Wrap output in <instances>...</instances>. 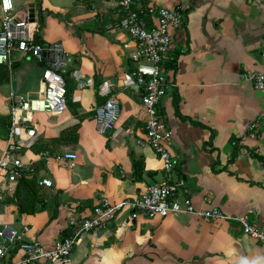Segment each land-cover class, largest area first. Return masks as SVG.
Listing matches in <instances>:
<instances>
[{"label": "crops", "instance_id": "crops-1", "mask_svg": "<svg viewBox=\"0 0 264 264\" xmlns=\"http://www.w3.org/2000/svg\"><path fill=\"white\" fill-rule=\"evenodd\" d=\"M23 1L31 2L34 37L64 46L69 58L64 79L70 92L62 113H33L36 136L20 152L29 164L28 176L37 181L38 208L19 212L15 197L0 191V229L7 224L18 231L19 240L51 247L68 234L69 218L89 215L100 198L114 202L141 195L163 182L165 174L152 148L137 143L144 140L145 115L141 90L134 86L129 37L120 29L103 28L117 18L115 0H10V13L28 19V9L19 15ZM136 1L185 12L184 25L171 31L174 48L168 60L173 66L166 71L170 85L158 105L171 131L172 179L184 181L180 195L196 211L247 214L263 227L264 159L257 155L264 157V93L245 75L264 70V0ZM14 57L10 69L0 65V154L8 92L36 98L44 89V63L16 53ZM110 95L118 100L119 115L113 128L99 134L94 107ZM69 129L73 137L67 136L63 144L49 143L50 149L43 150L50 156L44 157L39 141L49 142ZM250 130L254 137L246 135ZM64 151L76 157L53 158ZM42 178L51 186L40 185ZM0 247L3 259L22 255L17 245L1 239ZM70 264H264V244L237 231L231 220H206L195 212L131 219L124 209L100 231L80 235Z\"/></svg>", "mask_w": 264, "mask_h": 264}, {"label": "built area", "instance_id": "built-area-1", "mask_svg": "<svg viewBox=\"0 0 264 264\" xmlns=\"http://www.w3.org/2000/svg\"><path fill=\"white\" fill-rule=\"evenodd\" d=\"M115 3L117 18L105 23L103 28L108 31L120 29L129 37L131 50L128 56L134 64V86L141 90V104L145 115L144 140L138 139L137 143L146 142L152 148L161 162L165 180L148 186L141 195L125 197L114 202L106 197L100 198L89 215L69 218L68 234L51 247H45L36 240H19L18 231L4 224L0 229V239L17 245L22 255L18 259H3L4 248L0 247V264H70L73 247L80 235L100 231L124 209L129 212L131 219L140 215L153 218L175 212H195L206 220H231L237 231L248 234L264 244V226H256L247 214L230 216L215 208L196 211L190 199L180 195L184 187L183 179H172L175 159L169 151L171 131L158 113L161 97L170 85L167 73L162 70L161 65L174 48L171 31L184 25L185 12L177 7L169 9L150 5L141 11V5H137L136 0H115ZM0 8V65H6L10 69L15 61L14 53L26 59L43 62L45 65L42 70L44 89L39 97L27 98L12 90L7 95L8 125L5 148L0 154V177L3 178L4 185L0 186V191L11 194L14 184L24 177L29 168V164L22 161L19 153L30 145L36 136L30 121L33 113L59 114L67 108L63 74L69 58L61 42H43L36 39L30 21L26 17L18 18L10 13V0H0ZM91 11L96 14L95 8ZM147 15L149 20L146 19ZM261 58L264 61V30ZM245 77L251 80L254 88L264 93V70L248 72ZM118 115V100L114 95H110L103 103L94 107L96 131L105 134L113 128ZM246 135L254 137V132L250 130ZM42 155L50 156L48 151H43ZM75 157L71 151L53 155L57 161ZM39 184L51 186V181L42 178ZM27 230L26 226L22 228L23 232Z\"/></svg>", "mask_w": 264, "mask_h": 264}, {"label": "trees", "instance_id": "trees-1", "mask_svg": "<svg viewBox=\"0 0 264 264\" xmlns=\"http://www.w3.org/2000/svg\"><path fill=\"white\" fill-rule=\"evenodd\" d=\"M146 7H148L147 4H142L141 5V11H143V9H146ZM145 16V15H143ZM146 19L149 20V15L146 16ZM148 25V24H147ZM38 28V27H37ZM13 55V54H12ZM15 62V61H14ZM39 63V62H38ZM14 65V63H13ZM12 65V66H13ZM162 70L166 73L167 69L171 66H173V62L172 60H165L163 63H162ZM134 69V67H133ZM5 70V69H4ZM4 75L6 76L5 72H4ZM64 76V74H63ZM65 80V79H64ZM65 89H66V99L68 98V94L70 92V90L67 89V86H66V81H65ZM7 125H8V121H6V128H7ZM75 128V127H74ZM73 128V129H74ZM73 129H69L68 131H61V133L59 134L58 137L56 138H53L51 139L49 142L48 141H39L40 144V148L41 150L43 149H50L48 147L49 143H58V144H63L65 142H68L66 141V138L67 136L72 135V133L70 131H72ZM67 132H70V133H67ZM71 138V137H70ZM235 140H231L232 144ZM234 145H236V142H234ZM43 151H46V150H43ZM42 151V152H43ZM48 151V150H47ZM21 152V151H20ZM49 152V151H48ZM51 152V151H50ZM20 155V153H19ZM258 157L260 158H263V156H260V155H257ZM136 170H134V173H135ZM30 170L28 169L25 174H24V177H22L21 179H19L15 184H14V189H13V192L11 193L10 197L13 198L15 197V201L17 203V207H18V210L19 212H22L24 210H30V211H35L38 206L36 204V200H38V195H37V191H38V186H37V181L33 178V177H29L28 174ZM23 193V198H21V194ZM17 196H20V200L17 199L18 197ZM19 201H22L24 203V205L22 203H20ZM39 201V200H38ZM29 205V206H27ZM22 207H25L22 208ZM29 207V208H28Z\"/></svg>", "mask_w": 264, "mask_h": 264}, {"label": "rangeland", "instance_id": "rangeland-1", "mask_svg": "<svg viewBox=\"0 0 264 264\" xmlns=\"http://www.w3.org/2000/svg\"><path fill=\"white\" fill-rule=\"evenodd\" d=\"M29 4H31L30 1H27V2H24V1H23V4H22V6H21V7H22V9H21L22 11H21V12L19 11V15H20V16H24V11H26V10L28 9ZM17 17H18V16H17Z\"/></svg>", "mask_w": 264, "mask_h": 264}, {"label": "water", "instance_id": "water-1", "mask_svg": "<svg viewBox=\"0 0 264 264\" xmlns=\"http://www.w3.org/2000/svg\"><path fill=\"white\" fill-rule=\"evenodd\" d=\"M28 20L31 22V21H33V17H32V11H31V9H28Z\"/></svg>", "mask_w": 264, "mask_h": 264}, {"label": "bare ground", "instance_id": "bare-ground-1", "mask_svg": "<svg viewBox=\"0 0 264 264\" xmlns=\"http://www.w3.org/2000/svg\"><path fill=\"white\" fill-rule=\"evenodd\" d=\"M15 58V57H14ZM43 157V156H42ZM46 159V158H45ZM43 162V161H42ZM43 164H44V162H43ZM43 166V165H42ZM52 184V183H51ZM7 195V194H6ZM7 197V196H6ZM8 246V245H7ZM12 255V254H11Z\"/></svg>", "mask_w": 264, "mask_h": 264}]
</instances>
